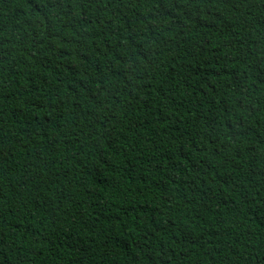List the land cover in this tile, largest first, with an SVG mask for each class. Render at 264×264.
<instances>
[{"label": "trees", "instance_id": "1", "mask_svg": "<svg viewBox=\"0 0 264 264\" xmlns=\"http://www.w3.org/2000/svg\"><path fill=\"white\" fill-rule=\"evenodd\" d=\"M0 264H264V0H0Z\"/></svg>", "mask_w": 264, "mask_h": 264}]
</instances>
